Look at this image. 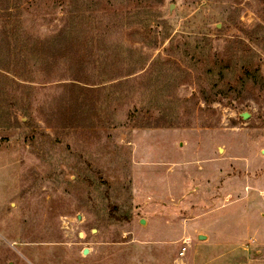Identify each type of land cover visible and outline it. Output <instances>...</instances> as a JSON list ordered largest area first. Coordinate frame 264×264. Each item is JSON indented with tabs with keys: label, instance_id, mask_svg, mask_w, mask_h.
Listing matches in <instances>:
<instances>
[{
	"label": "rangeland",
	"instance_id": "rangeland-1",
	"mask_svg": "<svg viewBox=\"0 0 264 264\" xmlns=\"http://www.w3.org/2000/svg\"><path fill=\"white\" fill-rule=\"evenodd\" d=\"M191 43L263 79L264 0H0V264H264V82L154 72Z\"/></svg>",
	"mask_w": 264,
	"mask_h": 264
},
{
	"label": "trees",
	"instance_id": "trees-1",
	"mask_svg": "<svg viewBox=\"0 0 264 264\" xmlns=\"http://www.w3.org/2000/svg\"><path fill=\"white\" fill-rule=\"evenodd\" d=\"M248 31V30H247ZM258 31H248L251 39L254 37H259L256 34ZM170 34L166 38H169ZM173 38V37H172ZM171 38V39H172ZM243 41V40H241ZM185 45V44H184ZM194 48L191 55V59L195 61L192 66L185 64L182 58H174L171 55L155 57L150 65L154 69V72L160 73L164 80H169L171 78H177L183 75H189L191 73L195 74L196 83L200 85V94L205 99L206 103L213 102L217 96L223 97L225 90H237L238 92H243L248 87L252 89L259 86L260 81L264 82L262 78L261 70L259 67L247 66L242 61L241 56L238 51L229 50V52H218L214 50L210 52L206 47L192 46ZM186 56L189 55L185 54ZM137 63V62H136ZM152 69V70H153ZM136 68L132 69L130 67H124V69L117 73L114 80L116 84L114 87L119 88L121 93L126 92L127 84L131 82L132 76L137 73ZM22 75V74H21ZM261 76V78H260ZM21 80H30L21 77ZM229 86V88H226ZM121 87H124L121 89ZM130 88L127 90V92ZM124 92V93H125ZM185 101H191L190 99H185ZM26 108H22L24 110ZM8 113L12 115V110L8 108ZM194 109L191 108L189 114L193 113ZM141 113V112H140ZM134 117L135 127H160V126H175L179 123V119H171L167 114H161L159 117L155 115H142L137 118ZM187 124V122H186Z\"/></svg>",
	"mask_w": 264,
	"mask_h": 264
},
{
	"label": "water",
	"instance_id": "water-1",
	"mask_svg": "<svg viewBox=\"0 0 264 264\" xmlns=\"http://www.w3.org/2000/svg\"><path fill=\"white\" fill-rule=\"evenodd\" d=\"M249 115H250V114H249L248 112H243V113H242V117L245 118V119L248 118ZM79 217H80V216H79ZM141 223H142V224H145V221H144L143 219H141ZM81 235H82V233H81ZM201 238H203V236H201ZM87 253H88V249L85 248L84 251H83V254L86 255Z\"/></svg>",
	"mask_w": 264,
	"mask_h": 264
},
{
	"label": "built area",
	"instance_id": "built-area-1",
	"mask_svg": "<svg viewBox=\"0 0 264 264\" xmlns=\"http://www.w3.org/2000/svg\"><path fill=\"white\" fill-rule=\"evenodd\" d=\"M185 249V248H184ZM181 254H184V250L181 252Z\"/></svg>",
	"mask_w": 264,
	"mask_h": 264
}]
</instances>
